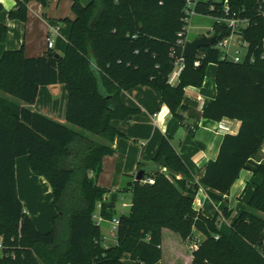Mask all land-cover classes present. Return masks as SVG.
Segmentation results:
<instances>
[{
    "label": "trees",
    "instance_id": "16d2710c",
    "mask_svg": "<svg viewBox=\"0 0 264 264\" xmlns=\"http://www.w3.org/2000/svg\"><path fill=\"white\" fill-rule=\"evenodd\" d=\"M31 0H17L10 19L25 22ZM46 7L50 0H39ZM186 0H72L74 18L63 55L47 49L27 56L24 48L7 50L0 57V264H156L163 256V229L184 241L194 231L205 237L192 250V264H264V162L255 156L264 146V59L232 63L220 59L214 46L201 48L205 56L186 58L178 82L169 81L182 29ZM225 0L199 3L205 14H223ZM231 13L257 16L262 0H228ZM211 5H215L214 9ZM264 6V4H263ZM3 7L0 4V11ZM245 33L252 44L264 37V18ZM8 27L0 22V42ZM210 64L217 66L216 96L205 106L203 117L241 121L236 134L223 137L219 153L209 160L201 186L220 203L243 170L261 174L247 207L236 213L230 234L220 229L225 207L213 217L194 207L199 183L165 135L149 164L138 170L154 184L134 180L128 189L132 203L118 215L116 243L104 242L93 220L97 204L106 220L116 217L119 194L100 186L103 158L113 154L115 141L124 134L111 124L138 112L121 99L123 90L137 85L157 89L173 116L185 124L182 112L188 86L201 87ZM62 83L68 91L66 122L35 111L41 86ZM189 128L194 135L195 128ZM28 156L32 171L52 185L57 214L52 228L39 230L17 191L16 159ZM167 168V174L162 171ZM94 176H90V172ZM109 198L104 200V196ZM128 256L129 261H125Z\"/></svg>",
    "mask_w": 264,
    "mask_h": 264
},
{
    "label": "crops",
    "instance_id": "0c3cea01",
    "mask_svg": "<svg viewBox=\"0 0 264 264\" xmlns=\"http://www.w3.org/2000/svg\"><path fill=\"white\" fill-rule=\"evenodd\" d=\"M3 1L0 22L7 25L8 35L4 42H0V57L7 50H17L22 47L27 56L41 55L48 49L47 38L52 31L54 32L52 38L55 41L52 50L60 55L65 53L71 29V24L66 19H73L74 13L69 16L58 9L48 13L41 7L30 5L29 2L27 20L23 22L8 17V11L16 5L17 0ZM216 70L217 66L211 78L207 75L208 78L206 77L207 79L201 87L186 88L184 103L188 108L182 112L186 125H182L173 116L169 107L162 103L161 94L154 87L140 84L123 90L121 99L124 104L137 109L138 112L126 119L111 121V124L118 128L124 136L115 141L114 153L103 158V170L97 181L100 186L108 188L111 192L130 191L128 187L132 181L136 180L139 171L138 164L140 162L151 163L158 152L163 137L169 135L174 146L190 167L195 181L199 183L194 207L204 215L213 217L217 211L221 213L228 206L229 211L232 210V215L230 218L221 217L220 229L224 233L230 234L231 224L236 213L247 207L256 185L263 181V176L256 175L249 169L243 170L231 192L218 204L210 199L200 184L207 163L217 157L225 134H236L241 125V121L236 119L224 118L222 121L216 122L203 117L205 106L216 96ZM178 79L177 77L176 82L172 83L176 84ZM67 102L66 85L62 83L49 84L40 87L37 101L31 105V108L52 119L66 122ZM165 110L167 112H164ZM156 114L157 116H155ZM193 125H197V127L194 130V135H191L189 128ZM262 150L264 151V146L260 152ZM89 175L94 176V172L91 171ZM15 178L18 195L37 228L43 232L50 230L52 219L57 214L54 205V192L50 182L44 176L37 175L32 171L28 156L16 159ZM224 225L229 229H224ZM166 236L171 238V242L187 245L178 233L164 228L162 258H164ZM102 237L107 243L103 234ZM191 237L187 240L189 245L193 239H197L200 243L205 236L201 232L194 231ZM1 244L2 237H0V257L3 255ZM183 255L187 257L188 264H192V250L190 255H187L186 251Z\"/></svg>",
    "mask_w": 264,
    "mask_h": 264
},
{
    "label": "built area",
    "instance_id": "2783aa9c",
    "mask_svg": "<svg viewBox=\"0 0 264 264\" xmlns=\"http://www.w3.org/2000/svg\"><path fill=\"white\" fill-rule=\"evenodd\" d=\"M207 2L209 0H186L185 7L183 9V26L182 29L178 32V40L177 46L182 49V56L176 57V49H172V56H174L175 63L173 72L170 75L169 81L170 83L173 82V77H178L182 70L185 67V59L188 58L184 54V49L187 42L192 41L190 40V31L192 25L196 18H203L208 17L213 19V23L210 26L209 33H205L201 36H206L208 38L217 36V41L210 45L214 46L216 49L220 51V59L232 63H255L258 60L264 59V37L256 44H252L250 40H248L245 36V33L248 29L252 28L254 24H256V17L264 18V0H262V6L258 8V12L256 13L257 16L252 17L250 15H241L237 12L231 13V9L228 4V0H225L223 9V14L220 15H213V14H205L202 11L197 9L199 3ZM0 4L4 5V1L0 0ZM214 9L215 5H211ZM54 32L52 31L49 33L47 38V48L53 49L55 46V41L52 38ZM197 37V38H199ZM205 56L204 53L201 52V48L198 50L196 54V59L194 61L195 66H199L201 63V59ZM176 82V81H175ZM173 82V83H175ZM172 83V84H173ZM192 87V86H188ZM157 116V114L155 115ZM194 129V125L190 127ZM162 171L167 174V168H162ZM144 183L154 184L155 179L153 177H145L140 180ZM109 198V194L104 196V200ZM123 208L130 207L131 204L124 202L122 204ZM102 207V203L99 202L97 204V210L93 214V220L100 225L101 222L105 221L106 219L100 214L99 210ZM121 212H124L121 210ZM112 227L111 230L116 237V232L119 225V218L118 216L114 217L112 220ZM199 245V241L197 239H193L190 243V248L193 250L197 248ZM1 246H3L1 244Z\"/></svg>",
    "mask_w": 264,
    "mask_h": 264
},
{
    "label": "rangeland",
    "instance_id": "374dc122",
    "mask_svg": "<svg viewBox=\"0 0 264 264\" xmlns=\"http://www.w3.org/2000/svg\"><path fill=\"white\" fill-rule=\"evenodd\" d=\"M36 5L38 7L43 8L45 12L51 13L54 10L58 9L62 13H66V15H73L72 12V0H50L48 6H44L42 2L39 0H31L30 5ZM68 12V13H67ZM50 16L54 17L53 15L50 14ZM65 16V15H63ZM213 23L212 18L208 17H199L196 18L191 31H190V40H194L199 35L209 33L210 26ZM216 69L215 64H210L208 67L207 75L208 77L211 78L212 73ZM207 77V78H208ZM206 78V79H207ZM173 82L177 80L176 77H173ZM255 159L258 161L264 162V151L260 152L255 156ZM132 192L131 191H126V192H121L119 194V199L116 204V216H118L121 213V210L127 213V211L130 210V207H125L123 208L122 204L124 202L127 203H132ZM257 214L261 215L264 218V213L261 211H257ZM220 223L222 222L221 219H219ZM112 227V222L110 220H106L100 223V229L103 234V236L106 237V242L107 243H116V237L114 233L111 230ZM224 229H229L228 226L224 225ZM187 245H182L179 242H171V238L166 236V244L164 245V258H162L158 263L156 264H188V259L183 253L186 251L187 255H190V251L192 250L190 248L189 242L186 241ZM187 246V247H186ZM186 248V249H185ZM185 250V251H184ZM125 261L130 262L128 256L126 257Z\"/></svg>",
    "mask_w": 264,
    "mask_h": 264
},
{
    "label": "water",
    "instance_id": "95a60500",
    "mask_svg": "<svg viewBox=\"0 0 264 264\" xmlns=\"http://www.w3.org/2000/svg\"><path fill=\"white\" fill-rule=\"evenodd\" d=\"M217 41V36L208 38L206 36H201L199 38H196L192 41L187 42L185 49H184V54L188 58H193L196 56L198 50L203 47H208L212 44H214ZM56 56H60L59 53L56 54ZM145 173L144 171H138L136 175V180L140 181L143 179Z\"/></svg>",
    "mask_w": 264,
    "mask_h": 264
},
{
    "label": "bare ground",
    "instance_id": "6f19581e",
    "mask_svg": "<svg viewBox=\"0 0 264 264\" xmlns=\"http://www.w3.org/2000/svg\"><path fill=\"white\" fill-rule=\"evenodd\" d=\"M164 112H167V110H165Z\"/></svg>",
    "mask_w": 264,
    "mask_h": 264
}]
</instances>
